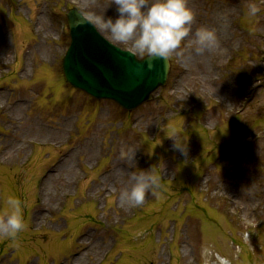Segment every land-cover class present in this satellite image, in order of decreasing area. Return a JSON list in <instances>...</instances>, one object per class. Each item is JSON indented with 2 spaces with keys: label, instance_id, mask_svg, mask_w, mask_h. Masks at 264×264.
Segmentation results:
<instances>
[{
  "label": "rangeland",
  "instance_id": "1",
  "mask_svg": "<svg viewBox=\"0 0 264 264\" xmlns=\"http://www.w3.org/2000/svg\"><path fill=\"white\" fill-rule=\"evenodd\" d=\"M188 5L195 17L186 40L203 25L217 30L219 47L193 51L180 63L171 54L167 85L126 112L75 90L62 71L73 7L111 43L147 56L102 26L117 15L112 0H0V36L15 50L0 67L6 101L19 93L30 97L25 122L37 114L51 127L70 121L63 141L33 143L23 154L21 143L0 142V214L6 195L27 202L19 246L0 237V264H66L85 232L109 244L91 264H200L204 243L233 264H264V5L252 19L244 17L242 0ZM6 121L0 109V140L10 134ZM175 139L187 144L186 155L173 147ZM122 147L133 150L131 157L121 158ZM64 155L76 167L48 183L49 206L59 204L35 229L41 181ZM154 165L162 178L159 198L149 193L142 205L122 201L132 172ZM231 173L223 192L219 184ZM105 176L106 193L96 183Z\"/></svg>",
  "mask_w": 264,
  "mask_h": 264
},
{
  "label": "clouds",
  "instance_id": "2",
  "mask_svg": "<svg viewBox=\"0 0 264 264\" xmlns=\"http://www.w3.org/2000/svg\"><path fill=\"white\" fill-rule=\"evenodd\" d=\"M116 6L115 18L101 20L104 29L115 40L131 42L142 56L162 57L167 59L175 53L177 62L186 61L193 53L202 54L205 50L219 47L217 30L200 26L194 37L186 40L192 32L195 14L188 5V0H112ZM243 14L246 19L258 17L260 5L264 0H242ZM183 45V46H182ZM173 147L185 155L187 144L175 139ZM132 149H120L121 158L131 157ZM131 187L120 190V199L129 204L142 205L146 196L159 198L162 178L154 165L148 170L139 169L130 176ZM27 202L18 196L6 195L3 211L0 214V237L10 239L12 246L18 247V236L25 230L24 209ZM245 238L249 233L244 234ZM200 264H233L232 258L222 255L212 244L204 243L200 247Z\"/></svg>",
  "mask_w": 264,
  "mask_h": 264
},
{
  "label": "water",
  "instance_id": "3",
  "mask_svg": "<svg viewBox=\"0 0 264 264\" xmlns=\"http://www.w3.org/2000/svg\"><path fill=\"white\" fill-rule=\"evenodd\" d=\"M72 45L64 58L67 81L97 99H110L128 111L151 101L164 86L169 61L151 57L143 61L105 40L80 13H69Z\"/></svg>",
  "mask_w": 264,
  "mask_h": 264
},
{
  "label": "bare ground",
  "instance_id": "4",
  "mask_svg": "<svg viewBox=\"0 0 264 264\" xmlns=\"http://www.w3.org/2000/svg\"><path fill=\"white\" fill-rule=\"evenodd\" d=\"M6 40L7 39L5 37L0 36V67L4 64H7V62L3 61V59H7V53L13 52L12 45L9 42V45L7 46ZM43 48L44 44L40 42V50H44ZM34 51H36L35 48L32 49L31 53ZM29 71L30 68L26 66L23 70V75H27ZM7 94H9L8 90L0 89V109L2 114L7 119L6 122L8 130L10 131V134L6 136V139L0 140L1 143H4L8 146L15 143H21L18 149L23 154L29 150L33 143H51L53 141H63L64 138H66V135L69 131V119L63 120L60 124H57V127L46 125L39 114L30 116V121L25 122L26 105L29 103L30 97L27 96V94L19 93L15 95V100L7 102ZM4 154H6V152ZM115 164L117 165V163H114L113 168L107 171L106 175L112 173ZM75 167L74 161L71 163V156L64 155L42 180L39 189L40 204L38 205L33 218L35 229L40 228L45 223L46 214H51L54 212L59 204L58 202L54 206H49V203L54 199V197L52 196V191L47 190L48 183L51 181H56L62 176L63 173L65 174L72 172L71 170L75 169ZM166 170L170 171L168 168ZM231 175L232 173L229 174L219 184V188L223 192H226V188L231 186ZM107 179L108 177L105 176L103 179H100V182H96L97 189L104 191V193H106L108 190V188L105 187ZM79 243L80 250L77 252V255L71 258V260H69L66 264L95 263L99 260L102 254L106 252L109 245L106 243H101L92 232H85L81 236Z\"/></svg>",
  "mask_w": 264,
  "mask_h": 264
}]
</instances>
